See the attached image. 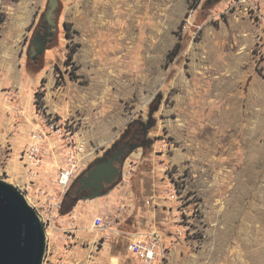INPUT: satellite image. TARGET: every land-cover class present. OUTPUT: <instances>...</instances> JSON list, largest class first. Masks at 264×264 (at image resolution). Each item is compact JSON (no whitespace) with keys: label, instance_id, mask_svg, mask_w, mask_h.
Instances as JSON below:
<instances>
[{"label":"rangeland","instance_id":"rangeland-1","mask_svg":"<svg viewBox=\"0 0 264 264\" xmlns=\"http://www.w3.org/2000/svg\"><path fill=\"white\" fill-rule=\"evenodd\" d=\"M48 1L0 0V179L43 224L42 264H141L138 232L164 264H264V57L245 4L57 0L38 52ZM126 130L139 145L103 194L60 192L62 166L78 177Z\"/></svg>","mask_w":264,"mask_h":264},{"label":"water","instance_id":"water-1","mask_svg":"<svg viewBox=\"0 0 264 264\" xmlns=\"http://www.w3.org/2000/svg\"><path fill=\"white\" fill-rule=\"evenodd\" d=\"M57 2L48 1L45 18L50 24H55L52 16ZM51 34V30L45 29L43 34L38 33L32 39L33 43H38V52L45 49L46 38ZM138 145H131L129 152ZM114 162V158L97 160L87 175L79 178L83 188H93L90 198L103 194L104 191L99 190L105 184L115 182L121 174ZM45 248V230L36 210L16 186L0 179V264H42Z\"/></svg>","mask_w":264,"mask_h":264},{"label":"built area","instance_id":"built-area-1","mask_svg":"<svg viewBox=\"0 0 264 264\" xmlns=\"http://www.w3.org/2000/svg\"><path fill=\"white\" fill-rule=\"evenodd\" d=\"M237 3H244V8L251 17L252 23L259 27L260 37L259 42V55L264 57V0H233L231 6ZM263 40V41H261ZM76 163H69L60 168L57 176V185L63 194L69 188L75 176ZM62 196V195H61ZM57 203L52 211H60L61 198L56 197ZM55 218V213L47 215V220L52 221ZM93 228L98 229H111V221L104 219L102 215H96L93 219ZM127 251L133 254L141 261V264H164L167 256V247L162 244L159 235L150 232L135 233L127 243Z\"/></svg>","mask_w":264,"mask_h":264},{"label":"flooded vegetation","instance_id":"flooded-vegetation-1","mask_svg":"<svg viewBox=\"0 0 264 264\" xmlns=\"http://www.w3.org/2000/svg\"><path fill=\"white\" fill-rule=\"evenodd\" d=\"M45 28L52 29V25L48 22V20H43V23L38 25V32L39 31L44 32ZM53 34H54V31H53ZM51 37L52 36L47 38L48 40L46 44L50 41ZM137 139H138L137 136L129 135L128 130L124 131L122 137L120 139H116L115 141H113L112 146H110L108 149L104 151V154L100 159L107 160L110 158H114L115 159L114 163L115 165H117L119 162H121L123 159L126 158L125 157L126 155L130 153L129 147L133 145L132 142L134 140L137 141ZM92 167H93V164L89 169H91ZM87 171H85L81 175H78V177L75 176L74 179L72 180L73 183L71 182L70 184V187L74 191L75 196H77L76 198L77 201L79 199L89 197L91 190L93 189L92 187L83 188V183L79 180L80 177H85L87 175ZM107 185L108 184H105L99 191H103Z\"/></svg>","mask_w":264,"mask_h":264},{"label":"trees","instance_id":"trees-1","mask_svg":"<svg viewBox=\"0 0 264 264\" xmlns=\"http://www.w3.org/2000/svg\"><path fill=\"white\" fill-rule=\"evenodd\" d=\"M197 5V3H195L193 5V7H195ZM65 26H68V23H65ZM178 48H179V43L177 42L173 48L171 50H169V52L167 53V56H170L171 55H176L177 51H178Z\"/></svg>","mask_w":264,"mask_h":264}]
</instances>
